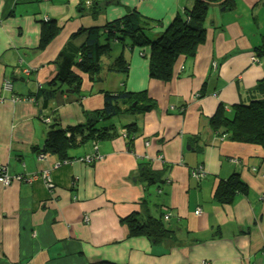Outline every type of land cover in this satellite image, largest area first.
Here are the masks:
<instances>
[{"label": "crops", "instance_id": "1", "mask_svg": "<svg viewBox=\"0 0 264 264\" xmlns=\"http://www.w3.org/2000/svg\"><path fill=\"white\" fill-rule=\"evenodd\" d=\"M194 1L0 0V167L12 176L0 185V264H264V149L224 139L209 122L219 108L231 115L264 77V54L256 57L264 41L256 12L264 0H232L229 7L209 1L205 42L194 58L177 60L168 83L149 78L138 49L122 51L126 75L91 80L73 66L81 29L136 10L161 23L158 33L178 15L188 17ZM44 17L59 30L41 48ZM116 45L112 57L120 55ZM70 69L82 78L79 94L59 93L43 108L33 94ZM121 89L146 91L155 107L112 119L114 136L78 144L68 160L44 149L37 156L52 110L61 127L85 123L102 108L103 91ZM131 122L141 133L129 149ZM93 153L92 163L81 160ZM146 163L167 179L146 187L139 177ZM197 167L205 171L201 179L191 176ZM42 169L50 170L52 186L19 178ZM234 179L233 202L220 204L218 186ZM145 209H167L177 240L127 238L122 219Z\"/></svg>", "mask_w": 264, "mask_h": 264}, {"label": "trees", "instance_id": "2", "mask_svg": "<svg viewBox=\"0 0 264 264\" xmlns=\"http://www.w3.org/2000/svg\"><path fill=\"white\" fill-rule=\"evenodd\" d=\"M209 1L211 0H195L188 17L178 15L168 27L158 33L154 30L161 28V23L145 18L136 10H130L122 17L106 22L102 26L83 28L81 31L85 32L84 40L78 47V53L73 56V66L78 72L87 74L91 80L102 79L104 73L126 75L129 65L122 51L125 48L138 49L139 55L148 60L149 78L168 83L173 78L177 60L181 56L194 58L198 47L205 42ZM221 5L229 7L234 4L232 0H224ZM41 22L43 29L39 46L43 48L59 29L55 27L53 21L44 22L43 19ZM103 35L106 36L104 42L101 40ZM114 43L117 44L115 51L120 55L112 57L111 50L113 51ZM146 50H149V53ZM258 52L256 57L264 54V41ZM81 83V76L70 69L48 82L47 86L40 87L33 96L36 100H41L43 108H47L49 102L59 93L65 96L71 92L79 94ZM154 107L155 101L148 96L146 91L132 92L121 89L115 92L103 91L102 108L88 113L85 123L61 127L56 110H52L48 116L45 144L43 148L39 144L34 146L37 156H43L45 150L61 161L68 160L70 159L69 150L78 144L100 141L114 136V127L108 125L112 119L125 114L135 115L149 112ZM209 122L214 133L224 139L260 145L264 149V77L246 92L244 99L234 105L231 115L225 114L223 109L219 108ZM125 128L127 129V145L131 149L134 139L141 132L136 122L127 124ZM44 170L47 169L23 174L19 178L28 182L34 174L41 175ZM204 175L205 171L201 167L191 171V176L196 179H201ZM139 177L146 187L159 184L167 179L163 178V173L155 171L151 163L140 166ZM10 178L12 180L11 175ZM238 188L239 183L235 179L234 182L232 180L222 182L218 186L215 198L222 205L230 204ZM144 212V214L142 212L130 213L122 219L127 228V238H146L154 244L166 240H177V229L170 226L168 222L170 213L167 209L162 212H153L154 214H150L148 209ZM165 216H168L167 219Z\"/></svg>", "mask_w": 264, "mask_h": 264}, {"label": "built area", "instance_id": "3", "mask_svg": "<svg viewBox=\"0 0 264 264\" xmlns=\"http://www.w3.org/2000/svg\"><path fill=\"white\" fill-rule=\"evenodd\" d=\"M44 19L47 20L46 17H44ZM25 71L26 72H29L27 69ZM4 84H5V87L7 89H10V84L11 83H10L9 80L4 81ZM95 157L96 156L94 154L93 155H88V156L84 157L81 160L85 161L86 163H90V162H92V161L95 160ZM202 173H203V171H202ZM193 174L195 175V172ZM10 179H11L10 178V174L8 173V170H7L6 166H1L0 167V185H2V186H8L11 183V181H12ZM37 179L43 180L49 186H52L53 185L52 178H51V174H50V170H48V169L47 170H44L41 175L34 174L32 176V178H29L28 179V181L29 182H32V181H35ZM196 213H198V211H196ZM167 217L168 216H165L166 219H167Z\"/></svg>", "mask_w": 264, "mask_h": 264}, {"label": "rangeland", "instance_id": "4", "mask_svg": "<svg viewBox=\"0 0 264 264\" xmlns=\"http://www.w3.org/2000/svg\"><path fill=\"white\" fill-rule=\"evenodd\" d=\"M243 8V7H242ZM241 9V8H240ZM241 10H243V9H241ZM242 13V12H241ZM256 13H258V15H259V17H261V20H259L258 22H257V25H259V26H261L262 24H264V20H263V18L262 17H264V9L263 10H258L257 9V12ZM243 14V13H242ZM48 20V19H47ZM47 20L46 19H44V22L46 21L47 22ZM252 23V22H251ZM253 24V23H252ZM119 47V46H118ZM117 47V48H118ZM112 49H113V51L112 52H114V47H112ZM214 64V63H213ZM216 66V65H215ZM85 162V161H84Z\"/></svg>", "mask_w": 264, "mask_h": 264}]
</instances>
